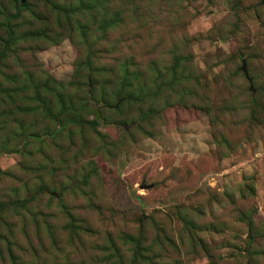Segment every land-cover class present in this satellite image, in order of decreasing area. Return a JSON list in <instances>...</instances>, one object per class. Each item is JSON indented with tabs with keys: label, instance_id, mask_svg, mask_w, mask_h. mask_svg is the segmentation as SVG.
I'll return each mask as SVG.
<instances>
[{
	"label": "rangeland",
	"instance_id": "obj_1",
	"mask_svg": "<svg viewBox=\"0 0 264 264\" xmlns=\"http://www.w3.org/2000/svg\"><path fill=\"white\" fill-rule=\"evenodd\" d=\"M0 53V264L264 252V0H0Z\"/></svg>",
	"mask_w": 264,
	"mask_h": 264
},
{
	"label": "trees",
	"instance_id": "obj_2",
	"mask_svg": "<svg viewBox=\"0 0 264 264\" xmlns=\"http://www.w3.org/2000/svg\"><path fill=\"white\" fill-rule=\"evenodd\" d=\"M22 5H19V10L22 9ZM13 16H7L6 17V23L4 25L5 27V33H6V42H5V48L6 46L9 45L10 41H11V30L10 27L8 26L7 22L9 20L12 19ZM2 54L0 53V59L2 58ZM94 111V110H93ZM94 113V112H93ZM95 115V114H94ZM95 118L92 120H88V121H80V122H74L73 120L69 119L66 121V123H72V124H76V125H86L88 128H93L95 126ZM3 204H0V210L2 209ZM182 221V227H183V231L179 234V236H183V238L186 240L188 239L191 247H195V246H199L202 247L203 244L201 242V240L196 237V235L191 231V222L186 220V218L181 219ZM252 231H254V229L252 230V225L251 222H248V237L245 243V264H253L256 259L255 257L258 255H261L264 257V252H257L256 249L259 246V241L260 239H257L254 237ZM252 233V234H251ZM143 231H142V227L138 228V233L137 236H135L131 241L127 242L130 247H131V262L132 264H137L138 262H147L149 264L154 263L153 256H143L145 254L149 255L152 253V246H161L162 241L159 239V235L156 234V238L155 241L153 242V244L149 247V246H145L143 243ZM163 239L166 238L165 235L161 236ZM168 244H171L170 246L173 247V243L172 241L168 240L167 241ZM185 243V242H184ZM183 243V245H184ZM182 245V244H181ZM177 247V246H176ZM145 253V254H144ZM151 257V258H150ZM207 257H209L207 255ZM159 259H157L158 261Z\"/></svg>",
	"mask_w": 264,
	"mask_h": 264
},
{
	"label": "water",
	"instance_id": "obj_3",
	"mask_svg": "<svg viewBox=\"0 0 264 264\" xmlns=\"http://www.w3.org/2000/svg\"><path fill=\"white\" fill-rule=\"evenodd\" d=\"M240 71L242 72L244 78H245L247 81H249V78L247 77V74H246V71H245V68H244V62H243V61H242V63H241ZM142 220H143V217H141V218L138 220V223L140 224Z\"/></svg>",
	"mask_w": 264,
	"mask_h": 264
}]
</instances>
